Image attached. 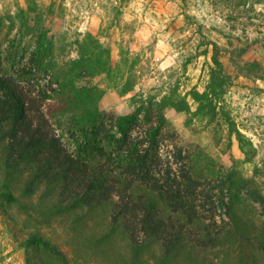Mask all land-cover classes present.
I'll list each match as a JSON object with an SVG mask.
<instances>
[{"label": "rangeland", "instance_id": "obj_1", "mask_svg": "<svg viewBox=\"0 0 264 264\" xmlns=\"http://www.w3.org/2000/svg\"><path fill=\"white\" fill-rule=\"evenodd\" d=\"M87 60L109 70L87 77ZM0 78L75 160L121 172L108 157L123 132L154 141L156 189L190 175L207 222L227 221L207 202L221 196L264 224V0H0ZM86 87L100 95L97 134L69 122ZM12 190L37 209L51 202ZM15 205L0 199V264H111L85 252L68 216L38 227ZM32 232L47 244L26 243Z\"/></svg>", "mask_w": 264, "mask_h": 264}, {"label": "trees", "instance_id": "obj_2", "mask_svg": "<svg viewBox=\"0 0 264 264\" xmlns=\"http://www.w3.org/2000/svg\"><path fill=\"white\" fill-rule=\"evenodd\" d=\"M213 61L222 69L216 57ZM87 65V77L109 70L91 60ZM80 92L85 93L79 104L69 100V122L81 129L88 122L97 134L100 95L95 88ZM28 110L12 80L0 78V125L11 122L0 133V199L16 204L34 225L68 216L69 229L85 252L111 264H264V224L258 227L221 196L207 202L211 211L226 206L227 221L207 222L196 203L204 184L190 175H183L182 184L170 181L156 189L154 141L144 143L123 132L116 141L119 156L108 157L121 170L116 172L75 160L54 134L33 126ZM157 131L151 127L147 135L156 137ZM228 180L234 184L235 175ZM12 188L30 200L44 189V199L51 202L37 209L20 202ZM256 201L264 205V199ZM26 243L47 244L34 232Z\"/></svg>", "mask_w": 264, "mask_h": 264}]
</instances>
